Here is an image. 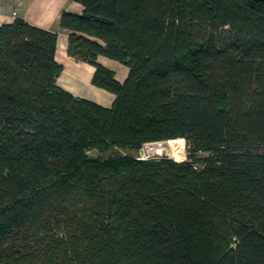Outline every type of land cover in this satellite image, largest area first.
Returning <instances> with one entry per match:
<instances>
[{"label": "trees", "instance_id": "trees-1", "mask_svg": "<svg viewBox=\"0 0 264 264\" xmlns=\"http://www.w3.org/2000/svg\"><path fill=\"white\" fill-rule=\"evenodd\" d=\"M77 1L109 108L56 84L55 31L0 25V264H264V0ZM172 138L188 159L88 153Z\"/></svg>", "mask_w": 264, "mask_h": 264}, {"label": "crops", "instance_id": "crops-1", "mask_svg": "<svg viewBox=\"0 0 264 264\" xmlns=\"http://www.w3.org/2000/svg\"><path fill=\"white\" fill-rule=\"evenodd\" d=\"M83 9L84 6L77 0H0V25L12 23L20 17L32 26L55 31L54 59L62 65L56 84L74 96L109 108L115 95L92 83L94 65L68 53L70 31L60 27L63 12L80 15ZM97 61L113 70L118 81L123 82L127 77L129 68L125 64L103 55H98Z\"/></svg>", "mask_w": 264, "mask_h": 264}, {"label": "rangeland", "instance_id": "rangeland-1", "mask_svg": "<svg viewBox=\"0 0 264 264\" xmlns=\"http://www.w3.org/2000/svg\"><path fill=\"white\" fill-rule=\"evenodd\" d=\"M167 140V139H165ZM164 147H168L169 145L167 144H163ZM144 146V143L141 145V147L137 150L133 149H124V148H121V147H116V146H113V147H110L107 151L105 152H99L98 150L96 149H91L88 151L89 155L90 156H99L101 158H107L108 156L110 155H116V154H121V155H131L135 158H138V159H167V160H175L174 157L172 155H170L169 153H166V152H162L160 154H157L153 151L146 154V155H143L141 152H140V149H142V147ZM180 146H181V149H182V156L181 158L178 160V161H182V160H186L188 159V151H187V143H186V140L184 139L182 142H180ZM168 154V156H167ZM170 155V156H169ZM209 155V152H198L196 154L197 157L201 158V157H204V156H207Z\"/></svg>", "mask_w": 264, "mask_h": 264}, {"label": "bare ground", "instance_id": "bare-ground-1", "mask_svg": "<svg viewBox=\"0 0 264 264\" xmlns=\"http://www.w3.org/2000/svg\"><path fill=\"white\" fill-rule=\"evenodd\" d=\"M183 140L184 139L182 138H172V139H167V140H162V141L145 142L144 146L142 147V154L146 155L150 152L153 153V151L157 154L166 152L172 155L175 160H179L182 156V149L180 146V142H182ZM163 144H167L169 146L164 147Z\"/></svg>", "mask_w": 264, "mask_h": 264}, {"label": "water", "instance_id": "water-1", "mask_svg": "<svg viewBox=\"0 0 264 264\" xmlns=\"http://www.w3.org/2000/svg\"><path fill=\"white\" fill-rule=\"evenodd\" d=\"M140 152L142 153V149H140Z\"/></svg>", "mask_w": 264, "mask_h": 264}]
</instances>
